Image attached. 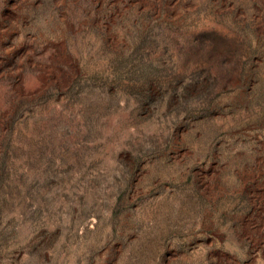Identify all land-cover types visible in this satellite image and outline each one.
<instances>
[{
	"label": "rangeland",
	"instance_id": "obj_1",
	"mask_svg": "<svg viewBox=\"0 0 264 264\" xmlns=\"http://www.w3.org/2000/svg\"><path fill=\"white\" fill-rule=\"evenodd\" d=\"M0 264H264V0H0Z\"/></svg>",
	"mask_w": 264,
	"mask_h": 264
}]
</instances>
